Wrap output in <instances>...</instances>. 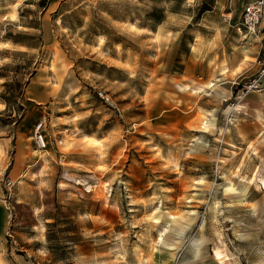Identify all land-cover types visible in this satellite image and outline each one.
Segmentation results:
<instances>
[{"label":"rangeland","instance_id":"obj_1","mask_svg":"<svg viewBox=\"0 0 264 264\" xmlns=\"http://www.w3.org/2000/svg\"><path fill=\"white\" fill-rule=\"evenodd\" d=\"M81 1L127 18L164 6L0 0V264H264V129L248 93L227 98L212 80L160 99L150 85L187 52L164 56L148 30L107 14L126 53L113 36L86 46L69 13Z\"/></svg>","mask_w":264,"mask_h":264},{"label":"crops","instance_id":"obj_2","mask_svg":"<svg viewBox=\"0 0 264 264\" xmlns=\"http://www.w3.org/2000/svg\"><path fill=\"white\" fill-rule=\"evenodd\" d=\"M145 1L153 5L159 4L157 0ZM211 1L212 4L207 6L205 0H181L182 9L180 13H177L174 8L175 0H163L161 3L165 7L154 6L143 18L132 15L127 18L125 12L122 16L118 12L115 15L104 12L101 3L99 7L90 6L91 11L87 12L81 5L88 4V2L81 1L69 12L73 13V37L79 36L84 39L85 43L84 41L83 43L86 46H90L93 38L103 39V37L113 36L118 40L114 49L121 48V51L118 49L115 51L126 53L124 34L116 30V27L111 30L109 26H106L104 15L107 14L115 24L123 25V29L128 24L137 25L139 29L148 30L151 33V41L163 49L164 56L175 51L174 47L187 52L185 59L177 60L175 70L160 72L150 85L157 91L158 96L161 95L160 99H162V93L170 97L168 90L179 88L181 94L186 95L202 89L212 80H219V85L224 91L223 95L230 98L233 93L231 83L234 80L244 74H259L264 68V16L258 32L248 34L238 22H235L234 18L237 14L240 15L244 5L252 0ZM64 3L65 1L62 4L60 2L61 6ZM88 16H90V21ZM62 18L63 15L60 16V19ZM175 20L181 22L180 27L173 26ZM105 49L109 50L108 47ZM82 59L79 61V58H73V73L79 70V63L88 59L94 60L90 57ZM96 67L101 68L103 74H117L123 77L127 75L126 69L120 66ZM114 82L124 84L125 81L114 80ZM262 82H264V76H262ZM215 86L216 84L210 83L208 88L216 90ZM163 100H165L164 97ZM166 100L169 99L166 98ZM246 100L249 110L246 113L251 120V125L257 129H264V90L249 92ZM168 110L170 111V108L158 117L165 116L163 113H168ZM189 117L190 112H184L183 119L190 120Z\"/></svg>","mask_w":264,"mask_h":264},{"label":"built area","instance_id":"obj_3","mask_svg":"<svg viewBox=\"0 0 264 264\" xmlns=\"http://www.w3.org/2000/svg\"><path fill=\"white\" fill-rule=\"evenodd\" d=\"M263 16L264 0H253L249 2L244 9L242 21L240 23L241 27L248 34H255L258 32ZM262 76H264V68L261 70V73L258 77L251 79H242L240 77L234 80L231 85L233 88H235V90H238L240 94H246L254 90L263 91L264 82H262ZM98 95L105 101H109V98L103 92H99ZM39 144H41L42 147H45V140L41 133L39 134ZM12 186L13 182L9 180L7 182V187L12 188Z\"/></svg>","mask_w":264,"mask_h":264}]
</instances>
